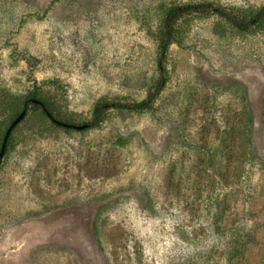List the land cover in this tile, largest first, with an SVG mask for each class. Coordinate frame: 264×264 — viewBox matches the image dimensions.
I'll return each instance as SVG.
<instances>
[{
    "label": "rangeland",
    "instance_id": "obj_1",
    "mask_svg": "<svg viewBox=\"0 0 264 264\" xmlns=\"http://www.w3.org/2000/svg\"><path fill=\"white\" fill-rule=\"evenodd\" d=\"M206 2L245 15L264 4L0 0V149L34 93L74 125L99 104L148 99L167 9ZM166 55L151 109L78 130L28 106L0 163V264H229L234 239L239 264L259 263L264 24L191 16Z\"/></svg>",
    "mask_w": 264,
    "mask_h": 264
},
{
    "label": "trees",
    "instance_id": "obj_2",
    "mask_svg": "<svg viewBox=\"0 0 264 264\" xmlns=\"http://www.w3.org/2000/svg\"><path fill=\"white\" fill-rule=\"evenodd\" d=\"M207 14L217 15L221 19L225 20L226 23H228L230 26H232L233 28L241 32H248L252 28L264 24V4L252 15L240 14L236 11L223 8L221 6L215 5L214 3H210V2L201 3V4H181V5H175V6L168 8L165 13V17L163 21V34H162V40H161V45H160L161 55L159 59L161 74H160V80L157 86L156 93L151 95L148 99L138 102V103L127 104V103L116 102V103L99 104L95 108L94 119L90 123L87 124V128L98 127L104 120L106 113L111 109L128 110V111H143V110L151 109L158 94L163 90V88L167 84L163 62L166 59V56H167L166 54L168 52L169 46L174 41L178 23L182 21L183 19H186L191 16L207 15ZM31 99H38L42 101L44 105L46 106L47 110L51 114H53V110L49 102L43 101L40 98H38L37 93H34L33 95H31L26 100L25 104L28 103V106H33L35 108L36 107L42 108V106L39 104L31 103L30 102ZM22 111H20L17 114V116ZM250 123H252V121ZM6 154H7V151H6ZM255 154L256 153L254 152V149H253L249 151L248 153L244 154V156H246L247 158L252 157V159H255L254 157ZM256 160H259V157H257ZM262 164L264 166V162H262ZM238 242L239 241H236V239H234L232 241V248L226 251V253L228 254L227 260L229 264H239L240 260L242 259L241 254H240L241 253L240 245L238 244ZM258 264H264V251H263V255L261 256Z\"/></svg>",
    "mask_w": 264,
    "mask_h": 264
},
{
    "label": "water",
    "instance_id": "obj_3",
    "mask_svg": "<svg viewBox=\"0 0 264 264\" xmlns=\"http://www.w3.org/2000/svg\"><path fill=\"white\" fill-rule=\"evenodd\" d=\"M31 103H36V104H39L42 106L44 112L47 114V116L57 125L61 126V127H65V128H75V129H78V130H83V129H86L87 128V125H74V124H70V123H65V122H62V121H59L57 120L56 118L53 117V115L47 110L46 106L44 105V103L38 99H31L30 100ZM27 113H28V103L25 104L24 106V109L23 111L12 121V123L9 125L6 133H5V136H4V139H3V142H2V145H1V149H0V163L1 161L3 160L5 154H6V151H7V148H8V142H9V139L13 133V131L15 130V128L20 124L22 123V121L26 118L27 116Z\"/></svg>",
    "mask_w": 264,
    "mask_h": 264
}]
</instances>
